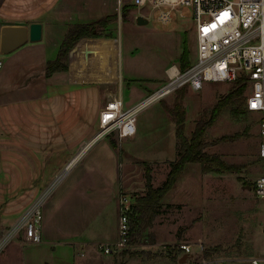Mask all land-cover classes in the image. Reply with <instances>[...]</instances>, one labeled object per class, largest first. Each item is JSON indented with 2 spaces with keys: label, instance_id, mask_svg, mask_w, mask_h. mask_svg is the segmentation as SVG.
Returning a JSON list of instances; mask_svg holds the SVG:
<instances>
[{
  "label": "crops",
  "instance_id": "1",
  "mask_svg": "<svg viewBox=\"0 0 264 264\" xmlns=\"http://www.w3.org/2000/svg\"><path fill=\"white\" fill-rule=\"evenodd\" d=\"M95 1L0 0V29L34 21L43 25L39 41H26L0 56V264H113L98 246L118 237V194L139 190L131 178L134 172L142 176L141 161L177 157L175 123L153 105L139 114L136 133L121 138L123 152L102 137L74 158L98 129L104 86L129 106L162 83L155 81L167 79L169 67L176 65H167L161 77L124 75L119 58L122 33L133 24L117 19L118 25L106 27L104 35L76 40L66 70L46 73L70 24L91 22L119 8L117 0ZM150 117L157 125L148 130ZM144 133L171 144L175 158H141L133 146L147 139ZM45 189L42 240L26 241L17 234L4 242L9 222L19 219Z\"/></svg>",
  "mask_w": 264,
  "mask_h": 264
},
{
  "label": "rangeland",
  "instance_id": "2",
  "mask_svg": "<svg viewBox=\"0 0 264 264\" xmlns=\"http://www.w3.org/2000/svg\"><path fill=\"white\" fill-rule=\"evenodd\" d=\"M117 5L119 8L113 13L103 14L102 11H96L102 12L96 19L111 14L116 17L109 21L107 27L113 23V27L117 26V19L121 23L133 24L127 25L123 33L120 28L123 43L120 45L119 58L124 75L161 77L164 68L169 64L175 63L181 68L180 54L185 43H188L189 63L195 59V22L192 20L191 6L182 4L154 6L148 1L140 5L137 0H117ZM109 8L107 5L106 11ZM163 10H169L172 14L168 20H160L159 14ZM140 14L148 15V22L144 25L135 22L136 16ZM105 31L106 28L104 33ZM164 80L166 78L155 81L156 85ZM232 86L233 82L220 81H206L196 91L188 86H181V89L165 95L149 106H160L173 121L165 106L181 103L180 109L184 111V133L190 138L196 122L200 118L207 119L217 99L228 94ZM148 92L146 91L145 95ZM149 106L143 111L145 112ZM258 118V112L248 111L245 103L235 101L225 106L204 132L203 139L207 143L204 150L210 155L219 156L227 164L235 165L237 170L204 172L201 163H186L177 178L175 189H171L163 196L152 224L140 234L130 236L126 245L115 248L111 253L103 251L106 257L113 258V264H146L151 260H154L152 261L154 264H197L203 259L223 256L243 259L226 260L222 264H249L244 258L255 255L263 257L264 202L257 197L253 188L256 176L264 172V160L258 156L260 144ZM152 120L150 117L146 124L148 130L149 127L157 125V123L154 125ZM148 130L147 133L150 132ZM147 133H144L146 140L133 146L141 158L153 157L156 154H161L164 159L175 158L171 144H162ZM105 137L113 139L119 152H123L120 145L123 137L116 132ZM150 164L152 183L159 186L165 181L170 164L167 160ZM62 172L64 174L66 170L60 173ZM132 175L131 180L136 189L145 187L143 173L142 176L138 172ZM139 190L132 193L131 201L137 194H143L146 187L143 192ZM125 194L130 195L127 192ZM18 220L9 222V229L2 235L4 240V235L17 224ZM17 234L22 236V230L14 233ZM185 242L191 244L192 256L188 255L185 262H179L183 254L176 247L179 243Z\"/></svg>",
  "mask_w": 264,
  "mask_h": 264
},
{
  "label": "built area",
  "instance_id": "3",
  "mask_svg": "<svg viewBox=\"0 0 264 264\" xmlns=\"http://www.w3.org/2000/svg\"><path fill=\"white\" fill-rule=\"evenodd\" d=\"M146 1L154 6L161 4L191 6L192 20L195 22V59L183 69L176 65L170 66L166 80L129 106H125L119 93L104 86L102 89L104 102L99 110L98 129L91 139L83 143L74 158L88 145L112 132H116L120 137L134 135L137 131L139 113L181 86L186 85L196 91L206 81L233 82L241 79L247 91L245 107L250 112H258L259 115L258 156L264 160V0H137L140 5ZM171 15L169 10H163L159 18L165 21ZM61 176L63 172L58 175L57 180ZM253 188L257 197L264 202V172L256 176ZM47 191L48 189L43 190L26 207L17 224L4 235V242L20 230L26 241L42 240V202ZM118 198L120 215L118 238L111 244H99V248L106 253L126 245L130 239L128 214L134 201H131L133 196L120 192ZM190 245L186 242L179 243L176 248L181 254L187 253L192 256ZM237 258L228 256L208 258L197 264H222L226 260ZM244 259H247L249 264H264V256L255 255Z\"/></svg>",
  "mask_w": 264,
  "mask_h": 264
},
{
  "label": "trees",
  "instance_id": "4",
  "mask_svg": "<svg viewBox=\"0 0 264 264\" xmlns=\"http://www.w3.org/2000/svg\"><path fill=\"white\" fill-rule=\"evenodd\" d=\"M115 17V15L110 14L109 16L92 20L91 22H76L69 25L61 41L62 43L55 60H50L47 63L46 73L49 74L58 70H66L68 68V52L75 44V41L82 37H97L105 34L104 29L108 26L109 21ZM187 52L188 43H185L180 54V67L182 69L192 62L189 63ZM182 87H186V85ZM245 91V84L242 83L241 79L233 81L230 92L217 99L212 106L209 117L207 119L200 118L196 122L195 129L190 138L184 133V111L180 109L181 103L176 102L174 106H165L177 126L175 130L177 157L174 160L168 161L170 168L165 176V181L159 186H154L152 183V166L150 162L141 161L146 190L143 194H137L135 196L136 198L132 203L131 211L128 214L130 220V236L140 234L143 229L152 224L158 213L163 196L175 187L177 178L182 173L186 163H201V168L204 172H235L237 170L235 165L227 164L219 156L210 155L204 150L207 143L204 142L203 135L208 125L215 121L216 116L225 106L231 105L235 101L245 103ZM109 142L114 147H117L113 139H109Z\"/></svg>",
  "mask_w": 264,
  "mask_h": 264
},
{
  "label": "water",
  "instance_id": "5",
  "mask_svg": "<svg viewBox=\"0 0 264 264\" xmlns=\"http://www.w3.org/2000/svg\"><path fill=\"white\" fill-rule=\"evenodd\" d=\"M138 24L147 22V18L138 15L136 18ZM43 25L39 21L30 22L28 25H9L4 24L0 29V53L5 54L24 44L26 41L36 42L42 37ZM188 254H183L179 262H185Z\"/></svg>",
  "mask_w": 264,
  "mask_h": 264
},
{
  "label": "snow or ice",
  "instance_id": "6",
  "mask_svg": "<svg viewBox=\"0 0 264 264\" xmlns=\"http://www.w3.org/2000/svg\"><path fill=\"white\" fill-rule=\"evenodd\" d=\"M253 107H255V105H253Z\"/></svg>",
  "mask_w": 264,
  "mask_h": 264
}]
</instances>
